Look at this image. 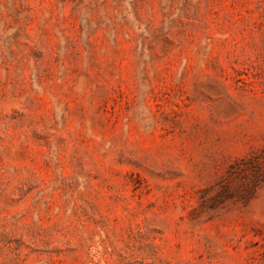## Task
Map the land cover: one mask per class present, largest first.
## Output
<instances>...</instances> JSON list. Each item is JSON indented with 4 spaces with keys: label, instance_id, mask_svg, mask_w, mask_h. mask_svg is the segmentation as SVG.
Wrapping results in <instances>:
<instances>
[{
    "label": "rangeland",
    "instance_id": "1",
    "mask_svg": "<svg viewBox=\"0 0 264 264\" xmlns=\"http://www.w3.org/2000/svg\"><path fill=\"white\" fill-rule=\"evenodd\" d=\"M0 264H264V0H0Z\"/></svg>",
    "mask_w": 264,
    "mask_h": 264
}]
</instances>
